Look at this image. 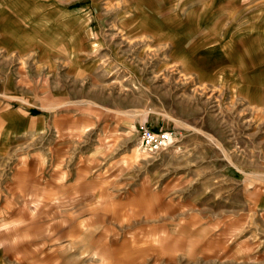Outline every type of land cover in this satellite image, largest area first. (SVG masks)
I'll use <instances>...</instances> for the list:
<instances>
[{
    "label": "rangeland",
    "instance_id": "obj_1",
    "mask_svg": "<svg viewBox=\"0 0 264 264\" xmlns=\"http://www.w3.org/2000/svg\"><path fill=\"white\" fill-rule=\"evenodd\" d=\"M0 264H264V0H0Z\"/></svg>",
    "mask_w": 264,
    "mask_h": 264
},
{
    "label": "built area",
    "instance_id": "obj_2",
    "mask_svg": "<svg viewBox=\"0 0 264 264\" xmlns=\"http://www.w3.org/2000/svg\"><path fill=\"white\" fill-rule=\"evenodd\" d=\"M172 139L169 132L156 131L151 127L141 128V146L149 151H158L166 147Z\"/></svg>",
    "mask_w": 264,
    "mask_h": 264
}]
</instances>
